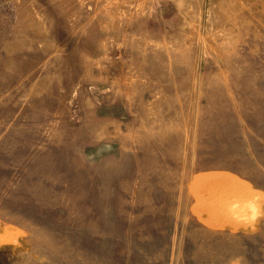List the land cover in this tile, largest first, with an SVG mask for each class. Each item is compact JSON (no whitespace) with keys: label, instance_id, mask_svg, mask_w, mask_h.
Returning a JSON list of instances; mask_svg holds the SVG:
<instances>
[{"label":"rangeland","instance_id":"374dc122","mask_svg":"<svg viewBox=\"0 0 264 264\" xmlns=\"http://www.w3.org/2000/svg\"><path fill=\"white\" fill-rule=\"evenodd\" d=\"M263 193L264 0H0V264H264Z\"/></svg>","mask_w":264,"mask_h":264},{"label":"crops","instance_id":"0c3cea01","mask_svg":"<svg viewBox=\"0 0 264 264\" xmlns=\"http://www.w3.org/2000/svg\"><path fill=\"white\" fill-rule=\"evenodd\" d=\"M245 182H248L249 183V185L251 186V188H253L254 187V185H253V183L251 182V181H245ZM260 191V190H259ZM264 194V193H263ZM264 206V205H263Z\"/></svg>","mask_w":264,"mask_h":264}]
</instances>
